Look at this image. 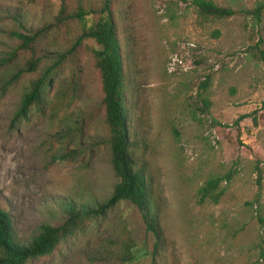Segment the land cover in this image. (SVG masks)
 <instances>
[{"label": "rangeland", "instance_id": "obj_1", "mask_svg": "<svg viewBox=\"0 0 264 264\" xmlns=\"http://www.w3.org/2000/svg\"><path fill=\"white\" fill-rule=\"evenodd\" d=\"M188 1L108 2L123 57L132 163L146 177L165 239L159 264H260L253 207L264 204V8L258 18L253 9L264 0H213L239 10L223 20L203 17ZM102 3L0 0V206L21 242L41 223L60 225L68 202L96 209L117 180L93 53L99 46L90 38L75 44L99 19ZM79 6L96 13L71 16ZM62 8L70 16L56 23ZM38 28L44 30L33 53L8 35ZM34 57L38 68L11 80ZM39 76V105L12 122L23 91ZM213 175L231 176L221 184L223 196L199 202L198 188ZM128 240L137 252L132 264H151L154 237L121 200L86 217L67 243L30 264H123Z\"/></svg>", "mask_w": 264, "mask_h": 264}, {"label": "trees", "instance_id": "obj_2", "mask_svg": "<svg viewBox=\"0 0 264 264\" xmlns=\"http://www.w3.org/2000/svg\"><path fill=\"white\" fill-rule=\"evenodd\" d=\"M109 0H103L102 8L99 11V19L82 30L77 37L75 44L81 39L90 38L99 46V50H94L95 65L99 72L100 89L103 93L104 124L108 133L110 150V167L116 182L113 185L112 193L108 200L99 204L96 209L88 210L77 206L73 202H68L64 208L65 220L58 226L41 223L33 236L25 241L18 240L15 231V224L11 216L0 206V264H30L40 257H48L54 250L67 241L79 230L86 217H92L103 213L108 207L121 200H128L132 204L145 226V230L154 237L153 245L149 251L151 264H159L165 239L159 219L151 210V198L149 196L146 177L141 169L133 167L130 141L127 132V108L123 90V57L117 37V26L111 14ZM189 6L207 18H218V20L228 19L239 12L237 9L218 6L213 0H189ZM264 5H258L253 9L255 17L260 16ZM88 13H96L95 10L83 9L79 6L77 11L71 15L78 19L84 18ZM62 8L56 16V23H63L69 18ZM16 20L15 16H13ZM19 21V20H18ZM44 29L38 28L34 31L23 29V32L11 31L8 35L18 41L19 50L34 52L33 46ZM215 35H219L218 31ZM74 47V45L72 46ZM73 49L68 53H72ZM262 53V52H261ZM263 54V53H262ZM67 53L59 55V60L66 58ZM3 62L8 59H2ZM39 66V58L34 57L26 60L23 67L16 70L11 76L15 80L24 72L35 71ZM209 82V76L199 83L200 88L205 89ZM44 77L39 76L29 81L28 88L23 91L20 104L12 122L21 120L28 116L29 110L34 105H39L41 99V89ZM203 109H208L210 102L203 98ZM242 115L237 119L239 120ZM231 176H210L198 188V201H211L218 203L223 196V182H230ZM253 212L260 232V240L257 247V260L264 264V204L257 200L253 207ZM135 246L132 242L126 241L122 244L119 259L123 264L134 262ZM143 253L144 250H139Z\"/></svg>", "mask_w": 264, "mask_h": 264}]
</instances>
